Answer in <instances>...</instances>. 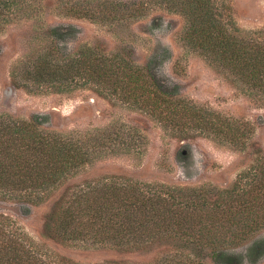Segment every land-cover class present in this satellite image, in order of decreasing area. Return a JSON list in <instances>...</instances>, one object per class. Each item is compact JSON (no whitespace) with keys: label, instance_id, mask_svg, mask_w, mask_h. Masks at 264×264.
<instances>
[{"label":"trees","instance_id":"obj_1","mask_svg":"<svg viewBox=\"0 0 264 264\" xmlns=\"http://www.w3.org/2000/svg\"><path fill=\"white\" fill-rule=\"evenodd\" d=\"M155 5L181 15L186 47L264 106V29L243 31L228 0L69 1L58 12L117 26ZM39 8L34 0H0V26ZM77 34L70 26L52 28L45 46L13 69L14 86L31 93L92 90L138 108L179 142L206 137L239 151L249 147L250 124L178 97L179 86L157 69L164 61L158 55L142 66L124 50L84 46L70 52L66 43ZM48 120L44 115L20 120L0 114V203H15L30 214L33 207L52 202L44 219L49 237L118 253L161 249L147 264H257L264 258V239L244 253L231 252L264 229V150L254 151L251 165L227 188L177 187L124 175L71 183L106 154L129 151L135 137H143L124 128L101 137L62 134L46 129ZM142 146L140 142L136 150ZM187 155L177 153L186 170ZM0 264L78 263L42 253L0 213Z\"/></svg>","mask_w":264,"mask_h":264},{"label":"rangeland","instance_id":"obj_2","mask_svg":"<svg viewBox=\"0 0 264 264\" xmlns=\"http://www.w3.org/2000/svg\"><path fill=\"white\" fill-rule=\"evenodd\" d=\"M69 1L99 0H34L40 4L39 12L32 16L19 14L8 24L0 26V114L20 120L35 115L48 116L49 123L45 128L62 134L101 137L105 132L124 128L126 131L136 130L143 137L141 141L136 136L135 146L129 151L106 154L83 169L71 183L85 179L97 180L107 175H124L177 187L214 185L227 188L241 171L251 165L254 151L264 150V106L256 104L203 56L186 47L181 38L185 27L181 15L157 5L146 6V10H142L144 13L133 20L112 26L58 12ZM117 1L139 4L143 0ZM228 1L234 19L243 31L264 29V0ZM58 26H70L78 31L76 38L66 43L70 52L84 46H100L110 53L124 50L142 66L158 55L164 61L157 69L170 83L179 86L178 97L250 124L252 133L249 147L239 151L206 137L179 142L138 108L116 98H104L92 90L64 94L31 93L14 86L11 80L13 69L21 62L30 60L28 57L35 50L44 47L47 35ZM140 142L143 146L137 151ZM180 150L188 152L187 157H190L187 170L177 161ZM185 171L191 176L186 175ZM51 203L33 207L30 214H24L20 205L2 202L0 213L10 218L42 253L52 258L58 255L78 264H104L111 261L147 264L158 258L161 249L151 253L128 254L59 243L47 235L44 227L45 214ZM260 239H264V229L231 252L244 253L248 245ZM257 264H264V258Z\"/></svg>","mask_w":264,"mask_h":264}]
</instances>
